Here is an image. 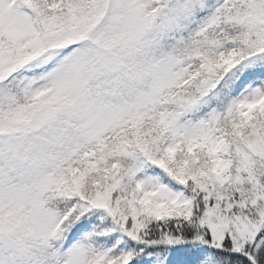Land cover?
I'll list each match as a JSON object with an SVG mask.
<instances>
[{"label": "snow or ice", "instance_id": "6c2138e0", "mask_svg": "<svg viewBox=\"0 0 264 264\" xmlns=\"http://www.w3.org/2000/svg\"><path fill=\"white\" fill-rule=\"evenodd\" d=\"M0 264H264V0H0Z\"/></svg>", "mask_w": 264, "mask_h": 264}]
</instances>
